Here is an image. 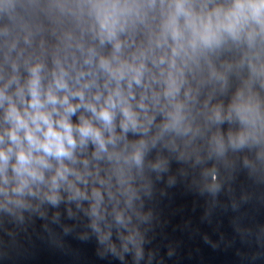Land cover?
Wrapping results in <instances>:
<instances>
[{
    "label": "clouds",
    "instance_id": "obj_1",
    "mask_svg": "<svg viewBox=\"0 0 264 264\" xmlns=\"http://www.w3.org/2000/svg\"><path fill=\"white\" fill-rule=\"evenodd\" d=\"M36 7L0 0V209L86 201L101 242L111 216L135 244L137 181L163 167L146 160L158 143L177 150L215 127L216 155L264 145V0H48L49 28ZM231 49L239 60L217 67ZM233 70L247 77L212 103Z\"/></svg>",
    "mask_w": 264,
    "mask_h": 264
},
{
    "label": "water",
    "instance_id": "obj_2",
    "mask_svg": "<svg viewBox=\"0 0 264 264\" xmlns=\"http://www.w3.org/2000/svg\"><path fill=\"white\" fill-rule=\"evenodd\" d=\"M36 2L41 7L27 14L35 23L51 27L43 7L48 0ZM61 23L74 26L70 18ZM239 58V50L231 49L215 62L220 67L221 61L235 63ZM246 77V70L239 75L229 72L225 90L215 86L212 103L226 104ZM213 91L211 84L202 89L201 104ZM257 91L264 98V89L257 85ZM197 122L203 126L202 117ZM228 128L227 122L220 126L225 134ZM214 131L215 127L205 129L187 147L177 138V150L158 143L149 152L147 161L160 159L164 165L154 170L146 164L143 179L137 181L135 244L121 238L128 230L111 216L110 228L102 224L111 235L101 242L91 227L86 201L78 208L66 197L55 207L33 200L26 210L0 209V264H264V145L228 147L216 155L208 145ZM136 138L129 134V139Z\"/></svg>",
    "mask_w": 264,
    "mask_h": 264
}]
</instances>
